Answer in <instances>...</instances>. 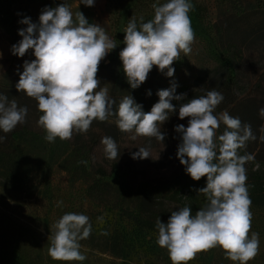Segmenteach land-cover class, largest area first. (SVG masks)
Here are the masks:
<instances>
[{
	"label": "clouds",
	"instance_id": "obj_1",
	"mask_svg": "<svg viewBox=\"0 0 264 264\" xmlns=\"http://www.w3.org/2000/svg\"><path fill=\"white\" fill-rule=\"evenodd\" d=\"M80 3L91 7L94 0ZM152 7L153 19L143 22L140 17L138 25L132 18L124 30L125 47L119 58L132 89L146 82L154 66L162 73L167 69L166 75L173 77V63L180 60L181 53L189 55L195 41L189 17L193 8L190 0H166L162 4L157 0ZM21 23L27 28L19 31L22 39L12 46V53L23 57L31 49L35 59L24 62L16 89L37 102L42 113L38 125L48 142L57 137L69 140L74 132L87 133L94 120L104 122L112 116L121 132L133 133L132 140L143 136L164 141L161 125L176 111L171 101L184 99L183 94L174 95L175 83L157 92L159 100L148 112L131 95L125 96L114 109L115 100L97 78L101 61L117 46L103 27L89 24L82 12L74 14L65 2L45 8L38 25L28 17ZM223 99L213 89L182 103L178 109L179 118H187L188 124L175 127L181 136L177 158L192 180L206 177V186L195 191L203 194L207 202L194 215L189 206H183L172 211L166 223L157 219L156 242L167 250L172 264H189L198 253L217 247L234 264H248L259 254V234L251 231L252 201L245 168L254 156L240 154L256 136L251 125L243 124L227 111L214 114ZM259 111L264 117V108ZM27 113V107H19L15 99L9 101L7 96L0 95V130L4 133L23 124ZM221 124L224 131L217 135ZM3 139L0 136V141ZM101 143L108 159L118 157L113 138L106 136ZM132 158L148 159L150 151L140 147ZM90 232L87 215L63 214L48 237L49 256L64 262L84 261L80 241L89 237Z\"/></svg>",
	"mask_w": 264,
	"mask_h": 264
},
{
	"label": "rangeland",
	"instance_id": "obj_2",
	"mask_svg": "<svg viewBox=\"0 0 264 264\" xmlns=\"http://www.w3.org/2000/svg\"><path fill=\"white\" fill-rule=\"evenodd\" d=\"M63 2L74 14L77 11L82 12L89 24L103 27L117 44L101 61L97 74L100 86L107 87L109 92L116 74L115 60L125 47L124 30L129 20L135 18L139 25L140 17L144 18L143 22L153 19L152 5L157 0H94L91 7L80 3V0H0V16L5 10H11L20 24V31L24 18L39 21L45 8H55ZM164 2L166 0H159L161 4ZM190 3L193 8L189 17L195 32L191 53L187 56L181 53L180 60L173 63V77L166 75L167 69L162 73L155 66L148 77L164 78L178 84L182 89L211 68L213 62L209 53L213 47H217L233 56L238 85L243 92H247L254 81L264 74V43L249 39L243 45L229 46L228 40L233 42L236 35H226L217 28H223V23L220 22L222 16L242 9L247 10L254 0H190ZM4 28L6 27L0 24V85H16L23 72L24 62H31L32 50H28L23 57L13 55L9 33ZM21 39L19 35L18 43ZM189 88L183 94L191 89ZM173 124L175 120L168 119L161 129L168 133ZM132 135L133 133H126L124 136L118 146V157L132 158V154L138 152L140 147L148 149L150 158L140 159L139 164L143 170L139 171V179H147L153 183L162 182L169 172L161 167L166 164L168 154L158 140L143 136L132 140ZM245 168L247 171L264 170V162L248 161ZM118 175L114 171L107 179L115 186ZM50 183L51 190L43 191L41 187H37V183L34 188L15 189L0 181V264H172L167 250L156 242L158 229L141 230L116 210L107 209L98 213V209L85 195L84 186L80 183L70 185L66 174L60 170L53 172ZM168 201L170 202L168 199L164 200ZM68 212L89 217L90 235L80 241V251L86 256L84 261H57L48 254V237L52 226ZM251 212V231L259 234L260 248L259 254L248 264H264V205L251 204ZM189 264L234 262L226 259L224 252L217 247L198 253Z\"/></svg>",
	"mask_w": 264,
	"mask_h": 264
},
{
	"label": "trees",
	"instance_id": "obj_3",
	"mask_svg": "<svg viewBox=\"0 0 264 264\" xmlns=\"http://www.w3.org/2000/svg\"><path fill=\"white\" fill-rule=\"evenodd\" d=\"M31 22L39 24V21ZM220 22L223 23V28L217 29L226 35H236L233 42L228 40L229 46L243 45L249 39L264 43V0H254L247 10L226 14L220 18ZM0 24L9 33L12 51V46L18 44L20 24L11 10H5L1 14ZM21 26L22 29L27 28L26 24L21 23ZM209 56L213 65L205 74L197 76L190 85L186 84L182 89L176 84L174 95H182L184 90L189 87L191 89L183 94L184 99L171 101L176 106V111L170 113L169 119L175 120L174 126L169 127L170 132L165 133L161 129L165 139L158 143L168 154L166 164L161 167L169 171L162 182L139 179V171L143 170L139 164L140 159L120 156L110 160L106 157L102 138L111 137L120 146L126 135L117 127L115 116L104 122L94 120L87 133L74 132L69 140L57 137L54 142H48L45 131L38 125L42 113L37 109V102L24 93H19L16 85L10 84L0 85V95L7 96L9 101L15 99L19 107H27L28 113L25 122L18 124L13 131L4 133L0 130V136L4 137L0 141V181L15 189L34 188L37 183V187H41L43 191L51 190L50 177L55 170H60L66 174L70 185L80 183L84 186L85 195L98 209V213L107 209L116 210L141 230L157 229L158 218L166 223L171 212L183 206H189L194 215L207 202L203 194L195 191L206 186V177L199 181L192 180L177 158L181 136L175 131V127L180 124L187 127L188 124L187 118L181 120L178 115L182 103L206 95L207 91L213 89L220 92L224 99L214 114L227 111L243 124L251 125L256 140L248 141L240 154H251L254 156L253 161L264 162V140L261 139L264 136L261 131L264 117L259 111L264 108V74L254 81L247 92H243L237 82L233 56L217 47H213ZM34 59L32 50L31 61ZM115 61L116 74L108 92L109 97L116 102L114 109L125 96L131 95L142 106V110L148 112L159 100L157 92L168 89L173 84L164 78L148 77L141 86L132 89L122 70L121 60L118 58ZM224 128L221 124L217 135L222 134ZM114 171L119 174L115 186L107 179ZM246 175L252 204L264 205V170H250ZM165 199L170 202H164Z\"/></svg>",
	"mask_w": 264,
	"mask_h": 264
}]
</instances>
